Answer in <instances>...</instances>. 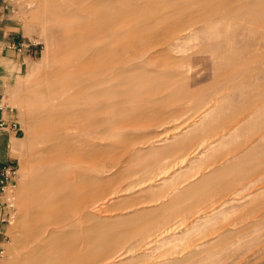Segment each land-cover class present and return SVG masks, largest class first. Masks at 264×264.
Masks as SVG:
<instances>
[{
	"label": "rangeland",
	"instance_id": "1",
	"mask_svg": "<svg viewBox=\"0 0 264 264\" xmlns=\"http://www.w3.org/2000/svg\"><path fill=\"white\" fill-rule=\"evenodd\" d=\"M13 1L35 52L4 99L21 130L13 139L17 214L0 264H19L34 246L29 231L47 226L48 234L63 224L54 219L66 215L79 218L77 232H103L115 245L95 263L89 257L94 264H264V40L256 44L264 25L248 22L255 35L237 36L226 50L214 32L228 20L213 30L203 26L228 6L224 0L206 8V0H97L99 16L87 24L93 32L113 21V71H128L100 97L109 98L111 109L82 132L61 113L59 95L34 94L74 42L81 44L79 31L63 33L67 24L50 15L48 2ZM231 6L240 14L255 7ZM213 11L220 13L211 17ZM117 20L125 26H115ZM81 45L91 48L90 41ZM37 103L55 136L69 130L67 137H48L43 148L35 132ZM5 145L0 139V153ZM78 157L85 160L80 180L95 184L97 200L51 212L59 196L73 191L66 181ZM37 175L43 177L38 187ZM38 198L47 217L31 210L24 223L21 203ZM54 251L47 247V255Z\"/></svg>",
	"mask_w": 264,
	"mask_h": 264
},
{
	"label": "bare ground",
	"instance_id": "2",
	"mask_svg": "<svg viewBox=\"0 0 264 264\" xmlns=\"http://www.w3.org/2000/svg\"><path fill=\"white\" fill-rule=\"evenodd\" d=\"M239 1L255 7L245 14H240L238 7L231 6L232 3ZM43 2L46 6L48 2L50 15L55 19L63 20L67 24L66 28H63V33L73 31L74 29L79 31V36L82 38L80 43L84 44L90 41L91 48L89 50H83L81 44L74 42L73 49H70L69 53L62 60L57 61L53 73L48 77L47 74L42 77V80L39 82V88L34 91V94L36 95L41 90H45L48 95H59L61 113L70 119L76 120L78 125L75 126L78 128V131H89L94 126L95 120L93 121V118L97 115L107 113L106 111L111 109L109 107H112V104L110 105L109 103V98L105 97L107 99L103 100L100 97L109 95L112 91V83L115 78L124 77V73L128 71L126 66H123L121 70L119 69V73H115V70L113 71V63L115 62L114 55L111 54V46L113 47L111 39L114 36L112 33L113 21L107 20L105 29L101 30L96 28L92 32L87 21L95 16H99V10H97L98 5L95 7L97 0H43ZM211 2L212 0H206L205 3L207 4L205 5L204 3V7L206 8L207 5L211 7ZM224 4L228 6L224 8L223 12H221L222 14L219 11H213L210 16L212 17L220 13L219 17L203 26H207L206 28L208 30H213L214 24H217L218 20H228L226 26L220 31L214 32V36L224 39L226 42L225 46H227L225 47L226 50H233L234 48L229 44L230 40H234L237 36L248 33L255 35L250 29L246 28L248 22L257 20L264 25V0H224ZM44 10L47 11V7ZM204 10L206 11L207 9ZM249 13H254L256 16L250 19ZM119 20L121 21L122 18L120 17ZM119 20L117 21L120 22ZM114 22L117 23L116 21ZM122 25L120 22V24H116L115 26L120 28ZM123 26H125V23ZM118 27L114 28L115 32ZM97 32L102 33L96 35ZM124 33L122 32L123 35H126ZM122 34L118 36L121 37ZM92 37H94L93 41H91ZM263 40L264 35L257 37L256 44L260 46ZM125 41L124 38L121 40V42ZM121 42L120 45L118 44L120 47L116 46L121 48ZM122 45H124L123 49L127 47L125 43ZM71 46L72 42L69 43L68 49ZM125 60L127 59H124V63L127 62ZM121 61L119 59L117 62L122 63ZM45 111L40 103L35 105V116L39 120L35 125V132L42 148L44 144H47L48 137L49 139L52 137L56 139V137L61 138L69 135V130L65 129L63 134L55 136L54 129L45 126ZM73 155L74 157L76 155L74 151ZM76 161V170L66 181V186L73 191L67 195L59 196L58 202L52 208L51 212L60 213L64 211L62 208L67 210L73 205L77 206V203L81 201L91 206L97 200L95 184L83 183L80 180L82 176L86 175L85 169H83L85 160L78 157ZM42 180L43 177L37 175L35 186L38 187ZM88 190L89 192L91 190V192L88 193ZM38 199V201L30 200L28 202L27 200L21 203L23 209V218L21 221L24 223L27 221L28 211L30 212L31 210L47 217V207L43 208L45 203L41 201L42 199ZM78 219V217L73 218L71 215H68V217L67 215L65 217H57L53 221L55 222L54 224H63L48 234L47 226H40L43 228L37 231L31 229L29 235L34 237V246L24 252L25 254L22 255L19 264H94L96 261L101 260L100 257L103 254L115 250V245H111L108 240L109 238L103 232L98 233L94 229L91 231L83 230L80 233L77 232ZM79 242L83 243V247L78 246ZM48 246L52 248V251H55L47 255ZM60 247L63 248L61 253L58 252ZM91 256L93 257L94 263L88 259Z\"/></svg>",
	"mask_w": 264,
	"mask_h": 264
},
{
	"label": "crops",
	"instance_id": "3",
	"mask_svg": "<svg viewBox=\"0 0 264 264\" xmlns=\"http://www.w3.org/2000/svg\"><path fill=\"white\" fill-rule=\"evenodd\" d=\"M34 46V43L25 38L23 22L16 10V3L13 0H0V98L5 99L14 78L33 57ZM3 116L6 119L11 117L6 112ZM0 139L6 143L0 153V165L16 164L13 139H17V136H2ZM0 230L7 234L8 227H1Z\"/></svg>",
	"mask_w": 264,
	"mask_h": 264
},
{
	"label": "built area",
	"instance_id": "4",
	"mask_svg": "<svg viewBox=\"0 0 264 264\" xmlns=\"http://www.w3.org/2000/svg\"><path fill=\"white\" fill-rule=\"evenodd\" d=\"M11 117L6 119L3 113ZM20 126L14 117V108L7 105L3 98H0V137L18 135ZM19 176L17 164L0 165V228L8 227L16 219V191ZM6 233L0 230V259L4 256L3 244L7 240Z\"/></svg>",
	"mask_w": 264,
	"mask_h": 264
}]
</instances>
